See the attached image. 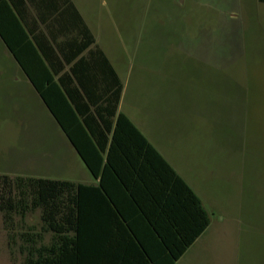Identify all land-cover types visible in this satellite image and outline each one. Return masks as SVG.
Here are the masks:
<instances>
[{
    "label": "rangeland",
    "instance_id": "rangeland-1",
    "mask_svg": "<svg viewBox=\"0 0 264 264\" xmlns=\"http://www.w3.org/2000/svg\"><path fill=\"white\" fill-rule=\"evenodd\" d=\"M148 1L143 30L127 40L141 52L128 62L168 68L169 84L159 95L169 98L162 109L157 104L160 117L150 120L147 135L212 213L214 264H264V17L250 19L254 0L236 8L224 0ZM125 11L134 22V9ZM10 61L0 55V173L64 172L59 178L82 180L69 174L68 161L54 166L61 156L50 143L54 136L40 130V120L51 127L46 110L32 92L23 97ZM27 220L38 223L39 212ZM11 259L0 212V264Z\"/></svg>",
    "mask_w": 264,
    "mask_h": 264
},
{
    "label": "crops",
    "instance_id": "crops-1",
    "mask_svg": "<svg viewBox=\"0 0 264 264\" xmlns=\"http://www.w3.org/2000/svg\"><path fill=\"white\" fill-rule=\"evenodd\" d=\"M201 1L206 5L209 2ZM224 1L232 8L239 7L237 3L241 2ZM253 3L249 14L256 21L264 17V0ZM151 7L148 0H0V55H6L11 61L5 66L20 75H15L12 82L24 84L23 97L29 100L32 92L46 110L51 127L46 128L47 123L43 126L40 120V130L43 135L54 136L50 143L61 155L56 158V169L68 161L72 164L69 174L83 175L82 180L71 182L89 186L100 183L101 177L94 176L86 166L36 88L45 91L47 101L54 105L77 142L90 150L102 151L103 185L95 194L102 198L109 230L117 233L106 239L111 244L116 236L123 240L119 252L122 258L133 264H155L167 259L170 263L169 249L179 246L183 236L188 238L205 223L206 214L184 185L162 171L157 158L152 153L147 156L141 145L119 144L109 153L120 113L169 162L210 216L209 225L180 255L177 264H214L217 243L212 213L203 197L146 132L150 120L160 117L157 104L162 109L168 103L169 94L160 97L159 88L169 84V70L128 62L129 57H138L141 52L134 43H130L134 46L131 51L128 37L136 39L141 33L148 18L143 11ZM126 8L134 9L131 26ZM231 15L235 16L233 12ZM91 35L94 42L90 41ZM201 49L197 55H202ZM16 56L21 58L22 65ZM104 137H108L105 148ZM64 175L61 172L43 176L68 180L59 178ZM130 231H135L137 241L145 249H154L148 250L147 255L124 251L132 242L138 245ZM164 238L169 239L168 246L161 244ZM110 248V255L114 256V246Z\"/></svg>",
    "mask_w": 264,
    "mask_h": 264
},
{
    "label": "trees",
    "instance_id": "trees-1",
    "mask_svg": "<svg viewBox=\"0 0 264 264\" xmlns=\"http://www.w3.org/2000/svg\"><path fill=\"white\" fill-rule=\"evenodd\" d=\"M91 42L94 38L91 35ZM22 65L21 58L15 57ZM46 100L48 109L63 127L68 138L74 142L78 154L96 177H101L98 186L77 184L70 180L35 176V175H11L0 173V212L3 218L4 229L8 236V245L14 264H133L127 262L119 255L122 239L115 237L114 242L106 237L117 235L109 229L108 218L103 212L101 196L95 193L102 188L103 168L102 151L99 153L77 142L75 135L71 133L65 121H61L54 105L47 101L45 91L36 88ZM121 91V84H120ZM105 148L108 137H104ZM139 144L146 149V154L151 153L157 158L160 169L168 172L174 180L184 185L185 189L199 203L201 212L206 214L198 229L185 238H181L179 246L169 249L170 263L168 259L155 264H177V259L193 242V240L210 223V216L204 210L201 200L192 189L178 175L169 162L154 148L146 137L138 130L132 121L123 113H120L115 127L114 135L110 142L109 153L119 144ZM166 174V173H165ZM95 194V195H94ZM95 196V197H93ZM39 212V222L29 223L28 217ZM133 239H136L135 231H130ZM106 240V241H105ZM168 246L169 239L160 241ZM129 244L124 251L145 252L141 243L137 241ZM111 245L114 246V256L110 255ZM169 248V247H168ZM146 250V251H145ZM145 264V263H139Z\"/></svg>",
    "mask_w": 264,
    "mask_h": 264
}]
</instances>
